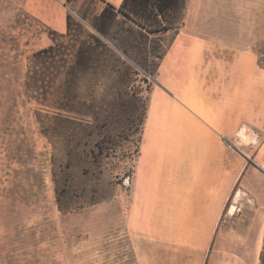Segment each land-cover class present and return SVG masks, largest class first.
<instances>
[{"label": "rangeland", "instance_id": "374dc122", "mask_svg": "<svg viewBox=\"0 0 264 264\" xmlns=\"http://www.w3.org/2000/svg\"><path fill=\"white\" fill-rule=\"evenodd\" d=\"M66 4L78 26L61 36L0 0V264H260L264 206L245 195L204 252L142 234V127L154 92L171 89L157 55L177 29L147 33L100 0ZM181 19L242 36L263 73L264 0H188ZM242 225L255 233L235 235Z\"/></svg>", "mask_w": 264, "mask_h": 264}, {"label": "crops", "instance_id": "0c3cea01", "mask_svg": "<svg viewBox=\"0 0 264 264\" xmlns=\"http://www.w3.org/2000/svg\"><path fill=\"white\" fill-rule=\"evenodd\" d=\"M11 1L44 28L66 32V0ZM100 1L115 8L123 2ZM156 70L172 78V86L154 92L143 122L142 234L152 243L187 245L201 253L214 244L225 210L234 215L230 208L238 209L242 195L256 203V212L264 206V71L242 36L199 34L186 19ZM232 230L255 233L243 225Z\"/></svg>", "mask_w": 264, "mask_h": 264}, {"label": "trees", "instance_id": "16d2710c", "mask_svg": "<svg viewBox=\"0 0 264 264\" xmlns=\"http://www.w3.org/2000/svg\"><path fill=\"white\" fill-rule=\"evenodd\" d=\"M187 0H123L120 7L115 8L114 6L108 4L116 16V13H121L124 17L130 19L136 23L139 28L143 29L147 33H157L161 31L176 30L182 23V19L176 24L175 16L176 14L182 15L186 8ZM112 13L104 9L102 16L109 17ZM138 16L143 21H134L132 16ZM158 17L160 19H158ZM154 22L156 25H149L148 22ZM72 25L78 26L72 23L70 15L67 17V29L66 35H69ZM102 29V28H101ZM98 29V30H101ZM55 31L50 32V34H55ZM64 36L63 33H60ZM97 43V42H96ZM64 48L63 44H54L34 53V57L41 56L46 53H52L56 49ZM87 49L81 48L77 50V54H84ZM161 55H157V58ZM260 264H264V247L260 255Z\"/></svg>", "mask_w": 264, "mask_h": 264}, {"label": "bare ground", "instance_id": "6f19581e", "mask_svg": "<svg viewBox=\"0 0 264 264\" xmlns=\"http://www.w3.org/2000/svg\"><path fill=\"white\" fill-rule=\"evenodd\" d=\"M233 209H234V208H233V206H232V207L230 208V211L232 212V211H233Z\"/></svg>", "mask_w": 264, "mask_h": 264}]
</instances>
